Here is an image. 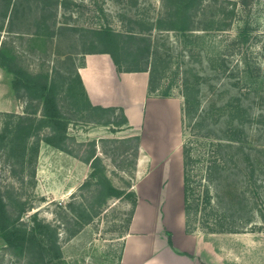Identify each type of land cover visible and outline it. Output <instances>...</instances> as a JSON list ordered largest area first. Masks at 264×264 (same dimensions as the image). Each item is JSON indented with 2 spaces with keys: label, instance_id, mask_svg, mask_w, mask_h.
<instances>
[{
  "label": "rangeland",
  "instance_id": "rangeland-1",
  "mask_svg": "<svg viewBox=\"0 0 264 264\" xmlns=\"http://www.w3.org/2000/svg\"><path fill=\"white\" fill-rule=\"evenodd\" d=\"M60 1V6L44 16L37 12V0L27 1L33 5V12L20 14L12 30L8 21L4 23L0 17V49L5 50L19 68L48 78L58 86L57 97L68 123L66 150L41 142L37 154L30 153L27 157V162L30 159L34 162L25 166L14 165L19 159L0 143V190L9 215L13 220L18 219L11 227L30 232L35 220L50 225L56 230L53 242L60 247V252L50 251L49 242L46 253L36 247V252L30 254L28 246L21 242L11 247L0 229V264H48L58 254L57 261L61 264H121L135 198L112 197L109 186L134 192L137 199L153 191L147 190L144 176L136 177V142L131 138L141 139L147 160H157L170 151L173 167L176 161L179 163L176 166H182V147L186 140L182 127V79L189 69L211 72L214 62L221 63L226 45L236 39L246 24L252 27L249 50L255 61L251 69L260 70L255 73L259 75L253 84L254 91L259 92L255 96H260L262 90L264 94V0H248V8H244V0H226L225 7L229 10L237 4V16L227 32L215 30L224 0H203L211 9H200L205 16L198 19L200 24L194 34L154 29L150 34L154 45H158L162 55L173 57L167 73H161L158 91L149 89L150 75L143 73L148 85L141 102L133 106L127 91L120 85L122 100L119 106L110 107L108 113L93 109L102 106L90 102L77 76L86 59L102 56L89 54L95 50L92 47L97 41L95 33L139 32V27L132 23L138 19L152 27L164 12L163 0ZM206 26L209 29L203 31ZM138 73H129L127 78L134 79L137 75L133 74ZM14 80L13 74L0 67V127L5 118L2 114L6 113L43 121L42 107L36 101L21 98L13 88ZM66 83H71L75 90L71 92ZM143 89L145 91V86ZM260 113L256 108V144H264V138L259 140ZM170 119L173 120L171 125L165 123ZM44 125L41 133L46 136L50 130L46 127L48 124ZM97 158L100 161L95 164ZM151 164L153 162L147 164L146 174ZM171 167L169 165V171L155 179V192L151 194L156 201L166 199V212L170 208L172 214L179 215L181 195ZM167 176L171 177L170 181ZM163 180L169 181L164 189ZM260 208L264 211V202ZM247 227L246 232L236 236H214L200 230L196 235L208 243V256L212 255V248L220 244L225 257L236 259V264H264V222L256 216Z\"/></svg>",
  "mask_w": 264,
  "mask_h": 264
},
{
  "label": "trees",
  "instance_id": "trees-1",
  "mask_svg": "<svg viewBox=\"0 0 264 264\" xmlns=\"http://www.w3.org/2000/svg\"><path fill=\"white\" fill-rule=\"evenodd\" d=\"M27 1L30 0H0V17L4 23L8 21L11 30L20 14L33 12V5ZM37 2V12L43 16L61 5L60 0ZM227 2H222L224 7L216 31H230L231 22L237 16V4L229 10L225 7ZM163 4L164 12L152 27L138 19L132 23L139 27V32L106 30L95 33L97 41L92 43L95 50L89 54L109 55L119 72L149 73V89L157 92L161 73H167L173 57L162 55L150 34L154 29L194 34L200 24L198 19L205 16L200 9H211V6L204 5L203 0H163ZM242 4L244 8L249 6L248 0ZM208 29L206 26L203 31ZM251 36L252 27L246 24L236 39L226 45L228 48L226 53H221V63L214 62L211 72L207 70L206 74L189 69L182 79V127L186 136L182 147L183 189L188 234H196L199 230L212 235L240 234L248 230L247 225L251 226L256 216L264 222V211L260 208L264 202V144H256L254 135L257 108L261 110L259 140L264 138V94L262 90L260 96H255L259 94L253 87L259 78L255 73L260 70L253 72L251 69L255 61L249 50ZM0 67L15 76L13 88L21 98L38 102L44 117L39 121L31 116L2 114L5 118L0 127V143L19 159L14 165L20 163L25 166L34 162L33 159L27 162V157L30 153L37 154L41 142L66 150L68 123L57 97L58 86L50 83L48 78L34 76L19 68L3 49H0ZM77 76L81 80L79 73ZM80 82L84 88L82 80ZM66 84L71 92L75 90L71 83ZM93 109L107 113L111 110ZM44 124H48L46 127L50 130L46 136L41 133ZM131 141L136 142L138 159L141 139L132 137ZM98 161L99 158L95 159V164ZM135 167L137 170V163ZM108 192L115 198L134 197V216L138 203L134 192L128 193L113 185L109 186ZM16 222L18 219L13 220L9 215L7 202L0 190V229L7 244L15 247L21 242L32 254L36 247L46 253L49 242L50 251L60 252V247L53 242L56 230L50 225L35 220L34 229L27 232L11 227ZM42 229L46 230L40 231ZM59 255L51 258L48 264H61L57 261Z\"/></svg>",
  "mask_w": 264,
  "mask_h": 264
},
{
  "label": "crops",
  "instance_id": "crops-1",
  "mask_svg": "<svg viewBox=\"0 0 264 264\" xmlns=\"http://www.w3.org/2000/svg\"><path fill=\"white\" fill-rule=\"evenodd\" d=\"M101 55L86 59L85 65L79 68V75L90 102L94 106L105 108L119 106L123 95L120 94L118 88L123 85L133 106L139 104L143 95L147 93L148 79H146L145 74H133L137 77L128 79L129 73L122 72L121 74L118 72L109 55ZM144 86L145 91L142 90ZM101 88L107 90H101ZM113 89H116L115 93ZM148 161L144 155V144L141 143L137 161V179L144 176V184L147 190H153L154 193L155 179L169 171L167 169L169 165H172L171 170L174 172L179 186L177 189L181 195V212L179 215L176 213L174 215L170 212L169 207H167L169 211L166 212V199L156 201L151 194L152 192L143 198L139 196L135 214L125 237L121 264H236L238 262L236 259L225 257L220 244L214 248L211 247L212 255L209 253L211 256H208V243L198 239L196 234H187L183 207V158L182 166H176L179 164L176 161L175 168L170 151L165 152L157 160L153 158V161H149V163ZM150 162H153V165L151 164V168L146 174L147 164ZM167 179L170 181L171 177L167 176ZM169 181L163 180V189ZM224 235L236 236L241 234H214V236Z\"/></svg>",
  "mask_w": 264,
  "mask_h": 264
},
{
  "label": "bare ground",
  "instance_id": "bare-ground-1",
  "mask_svg": "<svg viewBox=\"0 0 264 264\" xmlns=\"http://www.w3.org/2000/svg\"><path fill=\"white\" fill-rule=\"evenodd\" d=\"M170 115H171V113H170ZM174 115H175V113H174ZM165 123H167V124H169V125H171L172 123H173V120H168V121H166ZM174 125V124H173ZM160 144V143H159ZM140 213V212H139Z\"/></svg>",
  "mask_w": 264,
  "mask_h": 264
}]
</instances>
